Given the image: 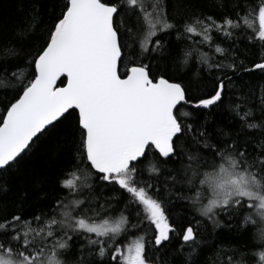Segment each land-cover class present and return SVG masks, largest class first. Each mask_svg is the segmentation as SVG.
<instances>
[{"label": "snow or ice", "instance_id": "snow-or-ice-1", "mask_svg": "<svg viewBox=\"0 0 264 264\" xmlns=\"http://www.w3.org/2000/svg\"><path fill=\"white\" fill-rule=\"evenodd\" d=\"M221 7L217 18L192 0H54L40 33L39 8L8 36L0 32V64L16 69H0V172L58 126L73 161L58 180L66 194L45 211L0 215V264H200L202 232L264 221V83L245 79L264 73V0ZM173 31L177 41L196 36L214 47L210 55L170 45L167 57L187 65L195 53L210 80L200 73L176 82L144 63ZM216 34L231 43L222 47ZM225 97H234L228 111L242 122L238 131L212 127ZM178 201L191 216L179 232L170 217ZM173 233L179 242L168 247ZM256 239L264 264V227ZM239 251L223 253L226 264H246Z\"/></svg>", "mask_w": 264, "mask_h": 264}, {"label": "trees", "instance_id": "trees-1", "mask_svg": "<svg viewBox=\"0 0 264 264\" xmlns=\"http://www.w3.org/2000/svg\"><path fill=\"white\" fill-rule=\"evenodd\" d=\"M53 2L54 0H0V32L8 36L21 26V22L31 9L39 8L41 9L40 20H42V23L36 28V32L37 34L40 33L50 23ZM233 2L234 0H192L193 7L197 12H203L205 15H215L217 18H219V13L224 10L221 5L227 4L230 9ZM258 2L259 0H248V3L251 4ZM237 34H239V30H237ZM200 39V37L194 36L189 40L177 41L176 34L173 31L170 36L164 37V48L160 52L151 53L152 59H144V63L151 65V70L155 75H160L161 70H164V74L172 76L173 79H176V82H181L178 77H183L184 83L188 79L195 81L197 74L200 73L210 80L211 76L208 70L198 63L195 53L187 65L181 62L182 57L178 58L175 63L167 58L170 45H178L181 49L200 47V51L202 52L209 53L210 55L214 53V47L210 49L207 45L199 46L195 43V41H199ZM215 39L217 43H221L224 38L216 34ZM230 43L231 41L221 43V46L227 47ZM245 43L247 42L242 41L240 43L239 47L241 50H243ZM24 47L26 52L33 51L27 44ZM135 51L137 53L140 51L138 40L135 43ZM259 53L260 49L258 47L251 49L249 59L258 56ZM148 55L145 54V56ZM216 55L219 56V54ZM28 58V56L22 55V59L27 60ZM127 62L126 56L121 64V72L124 71V66ZM17 63L19 62L17 61ZM3 67H9V72L16 70L8 65L0 64V69ZM20 67L23 68L24 65L21 64ZM2 78L0 76V79ZM245 79L259 85L260 83H264V73H260L257 70L251 74H245ZM5 84H7V81H5ZM58 85H62V83L58 82ZM203 94V89L190 92V95L193 96ZM232 100H234V97H225L224 107L212 110L213 128L221 127L225 131L229 129L238 131L241 128L242 122L240 119L228 111L229 102ZM251 106L250 103L242 105L244 110L251 108ZM259 109L260 105L257 103L254 109V114L257 117L260 115ZM185 110H190V106L185 105L181 108V111ZM241 115H243V112H241ZM60 131L61 126H58L57 129L37 141L33 148L12 169L7 172H0V215L14 213L18 209L22 210L25 216L39 213L45 211L47 206L53 203L56 198L66 194V190H61L58 180L71 167L73 161L69 156L68 146L61 142ZM257 139H259L258 134ZM72 156H75V153H72ZM149 156L151 157V152H149ZM25 191L27 192L26 199L22 195ZM85 192H87V189H85ZM45 194H47L46 199L44 198ZM185 204V201L174 202V206L170 209L171 223L175 226L177 232L180 231L181 226L187 220L191 219V216L188 215L189 210L185 207ZM260 227H264V221H260L257 217L249 222V227L246 230L238 231L235 227L232 230L218 228L210 236L202 232L201 236L205 238L207 246L202 245L204 251L199 256L200 264H226L229 255H224L223 253L230 254L231 250L236 249L240 250L237 252V258H239L241 252L247 257L246 264H260V241L256 239ZM209 229H211V225H209ZM135 234L139 235L142 233ZM178 242L176 233H173L172 243L168 247H172ZM213 245L216 247L214 248Z\"/></svg>", "mask_w": 264, "mask_h": 264}, {"label": "water", "instance_id": "water-1", "mask_svg": "<svg viewBox=\"0 0 264 264\" xmlns=\"http://www.w3.org/2000/svg\"><path fill=\"white\" fill-rule=\"evenodd\" d=\"M65 82H66V79H65ZM58 86H62V85H58Z\"/></svg>", "mask_w": 264, "mask_h": 264}]
</instances>
